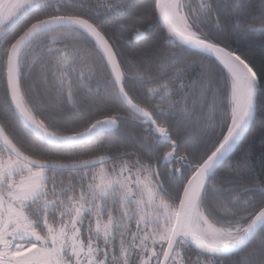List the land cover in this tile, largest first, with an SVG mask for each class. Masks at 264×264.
<instances>
[{
	"label": "snow or ice",
	"instance_id": "1",
	"mask_svg": "<svg viewBox=\"0 0 264 264\" xmlns=\"http://www.w3.org/2000/svg\"><path fill=\"white\" fill-rule=\"evenodd\" d=\"M264 0H0V264H264Z\"/></svg>",
	"mask_w": 264,
	"mask_h": 264
},
{
	"label": "trees",
	"instance_id": "2",
	"mask_svg": "<svg viewBox=\"0 0 264 264\" xmlns=\"http://www.w3.org/2000/svg\"><path fill=\"white\" fill-rule=\"evenodd\" d=\"M248 54L254 59L257 64V67L264 65V49L257 47H249Z\"/></svg>",
	"mask_w": 264,
	"mask_h": 264
}]
</instances>
